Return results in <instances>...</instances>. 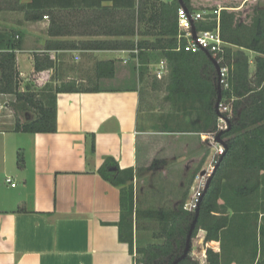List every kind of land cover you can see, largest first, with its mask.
I'll return each instance as SVG.
<instances>
[{
  "label": "crops",
  "instance_id": "1",
  "mask_svg": "<svg viewBox=\"0 0 264 264\" xmlns=\"http://www.w3.org/2000/svg\"><path fill=\"white\" fill-rule=\"evenodd\" d=\"M15 6L0 0L2 11L21 12L31 25L0 27V60L8 53L14 58L12 78L0 82L14 90L0 92L11 98L4 103L14 119L11 126H0V264H134L127 243L119 240V188L97 170L107 157L121 169L139 172L193 160L199 169L212 158L209 141V149L200 152L209 133L183 128L201 112L194 108L197 100L175 91L173 69L180 60L166 58L167 36L146 31L149 13L138 21L136 6L82 2L77 12L65 10L57 17V32H49L48 15L28 20ZM12 31L16 47L1 48ZM246 53L254 64L256 53ZM61 87L70 90L56 92ZM17 92L55 98V132L13 129L15 120L36 116L34 108L15 101ZM192 137L198 148L193 151L185 141ZM198 231L188 252L192 258L208 264L210 249L223 263H240L237 245L204 241L205 230Z\"/></svg>",
  "mask_w": 264,
  "mask_h": 264
},
{
  "label": "trees",
  "instance_id": "2",
  "mask_svg": "<svg viewBox=\"0 0 264 264\" xmlns=\"http://www.w3.org/2000/svg\"><path fill=\"white\" fill-rule=\"evenodd\" d=\"M16 3L15 8L24 12L28 20H36L44 15L50 19L49 32H57V17L63 11L77 12L82 2L85 6L100 5L108 0H4ZM113 7L118 4L133 8L137 20L149 13L146 31L165 35L164 55L170 61L180 60V65L173 69L176 72L177 87L175 91L182 97H193L198 103L194 107L201 113L198 119L188 125L184 131L205 132L216 135L220 131V118L229 122L221 131L220 138L226 147L218 155L217 168L212 172L209 187L199 202V215L191 239L199 229L206 232L204 241L218 240L233 242L241 252L240 263L264 264V8L254 6L243 16L241 9H232V5H219L220 36L225 42L219 65L227 67V76L221 82L220 106L229 104V111H215L217 98V74L208 56L200 51L191 53L184 50L174 51L177 35L178 0H110ZM188 10H194L193 0H182ZM231 7V8H229ZM107 8H103V10ZM198 9V8H197ZM132 15V12H130ZM216 15H213L215 17ZM215 21L200 24L204 29H211ZM6 35V44L1 48L16 47L14 31ZM3 41V38H0ZM138 42L137 46L142 47ZM246 51L256 53L255 69L250 72L249 56ZM13 54H6L0 60V82L9 83L12 78ZM112 71V70H111ZM179 85V86H178ZM70 90L67 87L56 89ZM0 92H14L10 86H0ZM16 100H22L36 111L31 121L15 120L13 129L18 132H55L56 105L55 98L39 93H15ZM15 105V104H14ZM226 106V105H225ZM168 128V127H167ZM167 131H170L169 128ZM89 151H94L91 140ZM221 159L219 160L220 156ZM215 163V165H216ZM138 170L133 167L119 168L112 157H107L97 173L120 191V219L117 223L119 240L128 245L129 254L133 255V243L140 229H150L153 224L158 228L155 238L159 243H149L137 247L136 252L142 257L135 259L134 264H171L183 251L186 234L194 216V210L185 208L189 187L168 204L156 207L140 208L135 202L133 179ZM191 183V182H190ZM221 200V202H219ZM208 264L223 263L217 253L206 251ZM176 264H200L187 254Z\"/></svg>",
  "mask_w": 264,
  "mask_h": 264
},
{
  "label": "rangeland",
  "instance_id": "3",
  "mask_svg": "<svg viewBox=\"0 0 264 264\" xmlns=\"http://www.w3.org/2000/svg\"><path fill=\"white\" fill-rule=\"evenodd\" d=\"M195 9H203V8H215L219 5H232L237 7H233L232 9H241L243 16L251 11L252 7L258 6L264 8V0H193ZM231 8V7H229ZM213 11L211 9H208ZM218 10V9H217ZM30 23L25 22L23 20V14L21 12H6L0 9V27L5 29H16L22 30L20 26H27L30 28ZM250 72L254 71L253 62L249 64ZM153 73V72H152ZM9 100L0 95V126L1 127H9L12 125L14 119L11 116V112H9V108L5 105V101L9 102ZM226 105V106H225ZM230 105L224 104L219 106L220 111H229ZM194 122V120L188 121V125ZM226 126L224 119H219V129L223 130ZM207 139L204 142H201V150L209 149L210 146L214 147V154L212 158L207 163H204L199 169H196V164L198 163L196 160L188 162L185 166H179L178 168L170 167H162L159 165H151L148 168H145L144 171H138L136 175L135 186V202L140 208H148V207H156L162 205L163 203L168 204L170 199L179 197L184 190L189 187L188 201L193 197L195 192L199 187L205 182L206 178L210 175L212 171V167L216 163L218 155L223 150V147L218 144L214 136L212 134L207 135ZM191 151L197 148V141L194 137L188 138L185 140ZM209 141V147L207 144ZM169 143V141L167 142ZM153 144V143H152ZM198 149V148H197ZM158 155V154H157ZM156 155V156H157ZM192 155H195L192 152ZM192 155H189L191 158ZM156 159L154 158L149 161V165L152 161ZM169 161V160H168ZM167 161V162H168ZM154 163V162H153ZM169 163V162H168ZM191 182V183H190ZM154 233L158 231V228L155 224L151 226L150 229H140L137 232V239L133 243V257L138 259L142 257V254L136 252L137 247H145L149 243H159L162 241L160 238H155L153 236ZM200 231L196 232V235L191 239V245L196 243L197 237Z\"/></svg>",
  "mask_w": 264,
  "mask_h": 264
},
{
  "label": "built area",
  "instance_id": "4",
  "mask_svg": "<svg viewBox=\"0 0 264 264\" xmlns=\"http://www.w3.org/2000/svg\"><path fill=\"white\" fill-rule=\"evenodd\" d=\"M218 14H219V9L214 11H210L208 9L188 10L180 6L177 9V14H176L177 40H178L176 50L178 51L184 50L187 52L207 51L213 58L216 59L217 63L219 64L222 60L221 53L223 50V46H225L226 44L220 36ZM213 15L216 16L213 17ZM213 20L216 23L215 26L211 29H204L199 26L201 23L204 24ZM193 28L195 29L194 36H193ZM220 74H221V82H222L223 79H225L227 76V67L220 66ZM222 151L220 153H222ZM214 166L212 167V171ZM6 181L10 182L12 186H14L15 184L11 182V179L9 177L6 178ZM205 182L202 184L201 187L198 188V190L195 192L193 197L189 201L187 200L185 204V208H187L190 211L195 210L199 198L202 195Z\"/></svg>",
  "mask_w": 264,
  "mask_h": 264
},
{
  "label": "water",
  "instance_id": "5",
  "mask_svg": "<svg viewBox=\"0 0 264 264\" xmlns=\"http://www.w3.org/2000/svg\"><path fill=\"white\" fill-rule=\"evenodd\" d=\"M178 2L180 4V6L186 8V6L182 2V0H178ZM194 35H195V29L193 28V36ZM204 53L208 56V58L210 59L211 63L214 65V68L216 70V74H217V84H216L217 98H216V101H215V111H216V113H219V111H220L219 110V106H220V99H221V74H220V66L217 63L216 59L213 58L207 51H204ZM224 121L229 126V122L226 121V120H224ZM221 131L222 130H220L218 133H216L214 139H215V141L218 144H220L223 148H225L226 147L225 142L220 138ZM221 157H222V155L220 156L219 160L221 159ZM217 166H218V163H216V165L214 166L213 171L217 168ZM211 178H212V173L207 177V180L205 182V185H204V188H203V191H202V195L200 196L199 201L197 203V206H196V208L194 210V216H193V218H192V220L190 222V225H189V228H188V231H187V234H186L183 251H182V253L176 259L173 260V262L171 264L178 263L180 260H182L183 258H185L187 256L188 252H189L190 245H191V235H192V232H193V230L195 228V225H196V222H197V219H198V215H199V202L202 199V196L207 191V189L209 187V184H210V181H211Z\"/></svg>",
  "mask_w": 264,
  "mask_h": 264
}]
</instances>
